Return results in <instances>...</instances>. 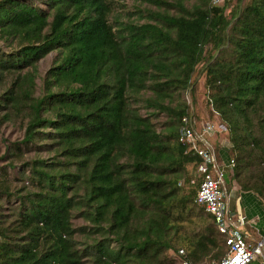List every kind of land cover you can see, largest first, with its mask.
I'll return each instance as SVG.
<instances>
[{
	"label": "trees",
	"instance_id": "obj_1",
	"mask_svg": "<svg viewBox=\"0 0 264 264\" xmlns=\"http://www.w3.org/2000/svg\"><path fill=\"white\" fill-rule=\"evenodd\" d=\"M0 40V264L218 262L178 128L201 76L264 201V0H0Z\"/></svg>",
	"mask_w": 264,
	"mask_h": 264
},
{
	"label": "built area",
	"instance_id": "obj_2",
	"mask_svg": "<svg viewBox=\"0 0 264 264\" xmlns=\"http://www.w3.org/2000/svg\"><path fill=\"white\" fill-rule=\"evenodd\" d=\"M212 135L213 126L208 122L200 123L192 111L181 115L178 140L186 143L187 149L199 156L195 176L191 178V182H195L196 176L200 177L195 201L214 214L218 229L227 234L225 254L218 262L213 260L209 264H248L256 254L264 263V227L255 238L241 231L240 226L244 224L245 218L230 208L226 187L228 169L234 164V159L227 156L225 160L223 154L218 149L216 151V146L210 140ZM226 142L220 140L222 146L229 147ZM178 253L184 256L181 264H192L183 248H179Z\"/></svg>",
	"mask_w": 264,
	"mask_h": 264
},
{
	"label": "rangeland",
	"instance_id": "obj_3",
	"mask_svg": "<svg viewBox=\"0 0 264 264\" xmlns=\"http://www.w3.org/2000/svg\"><path fill=\"white\" fill-rule=\"evenodd\" d=\"M134 0H125V2H128L129 4H131V2H133ZM220 1V0H219ZM229 14V13H228ZM0 46H4V48H6V45H4V43L2 42V40H0ZM54 53H50L48 54L45 58L41 59L38 63V72L39 73H42L49 65V63L51 62V59H52V56H53ZM195 99H196V102L193 103L192 101V97H191V94L189 93V91L187 92V94L185 95L186 96V99L187 101H189V107H188V111H192L194 112V108L196 109V112L200 113V114H203V118H201L199 120L200 123H204L206 124L207 122L210 123L212 126H213V131L215 134L217 135H214L210 136V140L212 141L213 145H215V143H217V148L218 150L223 154V158L226 160L227 159V156L229 157H233L231 155V152H230V141L228 140V135L225 136V133L227 131V128L225 126V124L219 120L218 117H215L216 121L214 120H206L207 118V114H209V108L207 107V104L205 102V97H204V88H203V85H202V80H201V76L198 77V81L196 82L195 84ZM197 100H198V103H197ZM214 117V116H212ZM213 119V118H212ZM18 121V120H17ZM14 119H11V120H8V121H5L2 125H1V128H0V134L1 136L5 137V136H9L10 138L16 136L19 134V131L21 130L18 122H17ZM206 121V122H205ZM223 140V141H227L226 143L229 145V147L226 146H222L220 144V141L219 140ZM215 141V142H214ZM1 145V143H0ZM217 151V149H216ZM228 154V155H227ZM2 162V161H1ZM4 163V162H3ZM228 174L230 175V172H228ZM232 181L231 182V186L234 185V188L237 187L238 188V183L236 182L235 179H229L228 176L226 177V183L228 184L229 181ZM231 189V187H230ZM261 258L259 257V255H255L252 259V261H250L248 264H259L261 261Z\"/></svg>",
	"mask_w": 264,
	"mask_h": 264
},
{
	"label": "crops",
	"instance_id": "obj_4",
	"mask_svg": "<svg viewBox=\"0 0 264 264\" xmlns=\"http://www.w3.org/2000/svg\"><path fill=\"white\" fill-rule=\"evenodd\" d=\"M228 202L232 211L240 212L245 218L241 231L250 237H257L264 227V201L253 191L239 190V186L234 188L233 185L228 189ZM259 264L264 263L261 261Z\"/></svg>",
	"mask_w": 264,
	"mask_h": 264
}]
</instances>
